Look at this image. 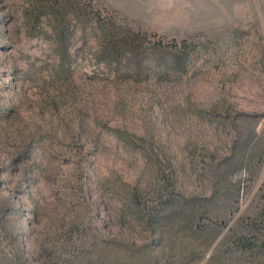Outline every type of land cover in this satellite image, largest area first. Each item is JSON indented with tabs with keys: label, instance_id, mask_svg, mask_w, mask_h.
<instances>
[{
	"label": "rangeland",
	"instance_id": "374dc122",
	"mask_svg": "<svg viewBox=\"0 0 264 264\" xmlns=\"http://www.w3.org/2000/svg\"><path fill=\"white\" fill-rule=\"evenodd\" d=\"M57 1L0 0L2 256L264 264V0ZM90 3L189 49L101 63Z\"/></svg>",
	"mask_w": 264,
	"mask_h": 264
},
{
	"label": "trees",
	"instance_id": "16d2710c",
	"mask_svg": "<svg viewBox=\"0 0 264 264\" xmlns=\"http://www.w3.org/2000/svg\"><path fill=\"white\" fill-rule=\"evenodd\" d=\"M64 1L70 3L71 0H59L54 5L56 9H64ZM73 12L79 14V4L72 3ZM86 22L89 23V31L92 40L96 43V56L99 62L113 66L114 64L131 65L142 53V45L148 42L152 49L176 50L179 54H184L189 49L186 39L181 42L167 43L161 39L153 40L149 34L136 31L133 28L122 25L113 18L106 17L95 9L90 3V9L85 12ZM164 68H167L165 66ZM130 74V73H129ZM0 264H16L2 256L0 251ZM21 264H26L23 262Z\"/></svg>",
	"mask_w": 264,
	"mask_h": 264
}]
</instances>
